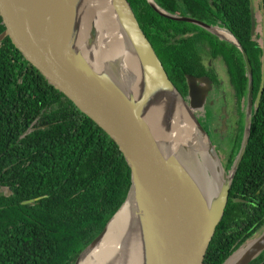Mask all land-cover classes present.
<instances>
[{
	"label": "trees",
	"instance_id": "trees-1",
	"mask_svg": "<svg viewBox=\"0 0 264 264\" xmlns=\"http://www.w3.org/2000/svg\"><path fill=\"white\" fill-rule=\"evenodd\" d=\"M128 1L169 78L180 92L187 89L186 74L204 73L197 70L203 68L198 45L210 37L209 32L160 15L148 0ZM155 1L172 14L218 22L234 35L251 62L256 96L264 37L254 38L251 33V0ZM260 1L264 25V0ZM1 20L0 16V34L5 28ZM190 32L195 33L186 37ZM211 49L214 55H223L231 68L239 103L248 91L241 52L235 46L230 50L233 54L220 45ZM240 130L242 136L244 128ZM130 187V167L116 142L51 85L9 37L4 39L0 43V264H74L125 202ZM31 199L36 200L23 203ZM263 227L264 91L204 264H222ZM250 264H264V252Z\"/></svg>",
	"mask_w": 264,
	"mask_h": 264
},
{
	"label": "water",
	"instance_id": "water-1",
	"mask_svg": "<svg viewBox=\"0 0 264 264\" xmlns=\"http://www.w3.org/2000/svg\"><path fill=\"white\" fill-rule=\"evenodd\" d=\"M99 1L112 9L119 31L139 63L138 92L133 88V79L128 80L118 63L114 62L115 67L113 63L110 67L103 64L98 44L97 0H0V16L5 27L0 34V43L9 37L51 85L71 99L116 142L130 167L131 187L125 202L74 264H79L100 241L129 201L133 202L139 218L145 264H204L250 139L253 110H258L264 91V42L261 83L253 107L252 65L235 36L232 35L235 40H230L215 26L193 17L172 14L155 0H148L160 15L215 33L237 45L244 56L249 102L241 145L227 170L196 114L205 109L209 78L186 75L187 101L169 78L130 2ZM250 7L251 33L254 35L257 22L253 0ZM262 28L264 37V25ZM160 102L163 105L158 107ZM155 106L159 112L154 110ZM179 106L187 109L202 143L206 164L201 170L189 156V149L174 150L172 147L170 133ZM36 199L23 203H32ZM263 252L264 231L240 246L222 264H250Z\"/></svg>",
	"mask_w": 264,
	"mask_h": 264
},
{
	"label": "bare ground",
	"instance_id": "bare-ground-1",
	"mask_svg": "<svg viewBox=\"0 0 264 264\" xmlns=\"http://www.w3.org/2000/svg\"><path fill=\"white\" fill-rule=\"evenodd\" d=\"M97 1V7H101V9L98 8L97 27L100 29L98 44L103 64L110 67L112 63H118L120 71L128 80L133 79V88L138 92L136 88L139 87L141 80L139 63L123 39L110 6ZM217 31L223 37L235 40L229 31L219 28ZM162 105V102L158 103V107ZM158 107L155 106L156 112H159ZM170 141L174 150L189 149V156L195 160L199 170L205 166L202 143L197 137L187 109L183 106H179L175 111ZM202 176L204 177V174ZM141 241L139 218L133 202L129 201L109 225L100 241L83 256L79 264H145V253Z\"/></svg>",
	"mask_w": 264,
	"mask_h": 264
},
{
	"label": "flooded vegetation",
	"instance_id": "flooded-vegetation-1",
	"mask_svg": "<svg viewBox=\"0 0 264 264\" xmlns=\"http://www.w3.org/2000/svg\"><path fill=\"white\" fill-rule=\"evenodd\" d=\"M261 11H262V8H261ZM250 14H251V7H250ZM1 24H2V20H1ZM208 24L215 26L216 29L217 28L223 29V30L226 29L222 26V24L218 22H214L213 24L212 23H208ZM262 26H263V17H262ZM207 32H209L210 37L209 38L207 37L206 41L201 42L198 45L199 57L201 59L200 63L203 66V68H198L197 70L200 71L204 69V73L201 75H193V76H196L198 78L200 77L209 78L210 85L208 87L209 89H208V94H207L206 102H205V108H206L205 113L207 112V107H210L211 109L210 123H207L208 121H206L207 120L206 116H204L203 118L201 117L205 115V114H202V111H197L196 114H197L198 120L200 121L202 126L205 128V130L208 132L214 144L216 143L217 139L218 140L220 139L221 141L227 140L228 142L227 145L223 144L224 146H221V147H218L216 145V149L221 158L223 166L228 170L231 167L232 163L234 162V159L241 145L243 135L241 136L240 129L242 127L244 128V125H245V117H246L249 97H248V91H247V93L241 97L238 103V99L234 93L235 91H234V83H233V76L231 73V68L226 64V60L224 59V56L214 55L211 48L214 45H220L221 47L225 48L226 51L230 52V54L234 53L230 51L233 46H235L240 52L241 50L239 49L237 45L230 42L229 40H226L210 31H207ZM256 32H257V29H256ZM256 32L254 34L255 36L254 38H257ZM194 33L195 32H190L189 34H186V37L188 36L192 37ZM212 43H214V45H212ZM243 59H244V56H243ZM245 65H246V62H245ZM186 84H187V78H186ZM199 84H201L203 87H207L205 83L199 82ZM176 87L179 89L178 85H176ZM181 94L187 101H189L188 100L189 98L188 97L189 95L188 84H187V89L183 88L181 91ZM257 94L256 96H254V89H253V107L255 105ZM214 106L215 108L213 109ZM256 111L253 110L254 113ZM236 146H239V147L235 148ZM232 153H233V156H232Z\"/></svg>",
	"mask_w": 264,
	"mask_h": 264
},
{
	"label": "rangeland",
	"instance_id": "rangeland-1",
	"mask_svg": "<svg viewBox=\"0 0 264 264\" xmlns=\"http://www.w3.org/2000/svg\"><path fill=\"white\" fill-rule=\"evenodd\" d=\"M253 3H254V7H255V12H256V24H257V32H256V34H257V36H260L261 34H262V11H261V1L260 0H253ZM99 9H101V7L99 6L98 7ZM259 41H261V38H259ZM114 64V63H113ZM113 67H115V64H114V66ZM219 104V103H218ZM218 107H219V105H218ZM215 108V106L213 107V109ZM205 111H206V108L202 111V114H205V115H203V116H201L202 118L204 117V116H206V118H207V120L206 121H208L207 123H210V121H211V117H210V112H211V109H210V107H207V112L205 113ZM209 117H210V119H209ZM202 118H201V120H202ZM203 122H205V121H203ZM212 140V139H211ZM220 140V139H219ZM218 139L216 140V143L214 144V142H213V140H212V142H213V144L215 145V147H216V145L218 146V147H221V146H224L223 144H225V145H227L228 144V142H227V140L226 141H219ZM264 231V227L261 229V231H260V233H262ZM259 233V234H260ZM258 234V235H259ZM257 235V236H258Z\"/></svg>",
	"mask_w": 264,
	"mask_h": 264
}]
</instances>
